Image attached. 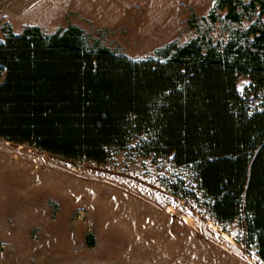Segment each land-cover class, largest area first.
Segmentation results:
<instances>
[{
  "label": "trees",
  "instance_id": "trees-1",
  "mask_svg": "<svg viewBox=\"0 0 264 264\" xmlns=\"http://www.w3.org/2000/svg\"><path fill=\"white\" fill-rule=\"evenodd\" d=\"M223 8L229 23L259 11L223 43L196 36L156 58L117 53L76 24L7 32L0 138L96 163L168 158L182 173L161 185L223 226L237 221L264 263V0H216L207 17Z\"/></svg>",
  "mask_w": 264,
  "mask_h": 264
},
{
  "label": "rangeland",
  "instance_id": "rangeland-1",
  "mask_svg": "<svg viewBox=\"0 0 264 264\" xmlns=\"http://www.w3.org/2000/svg\"><path fill=\"white\" fill-rule=\"evenodd\" d=\"M215 2L0 0V40L28 26L51 34L76 24L117 53L156 58L196 36L223 43L259 11L229 23L223 8L212 21ZM246 82L239 77L238 88ZM177 173L168 158L121 152L96 163L0 138V264H264L237 221L223 226L159 182Z\"/></svg>",
  "mask_w": 264,
  "mask_h": 264
}]
</instances>
